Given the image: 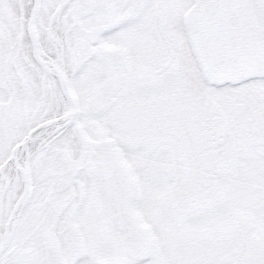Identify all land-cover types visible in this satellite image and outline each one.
<instances>
[{"label": "snow or ice", "instance_id": "snow-or-ice-1", "mask_svg": "<svg viewBox=\"0 0 264 264\" xmlns=\"http://www.w3.org/2000/svg\"><path fill=\"white\" fill-rule=\"evenodd\" d=\"M0 264H264V0H0Z\"/></svg>", "mask_w": 264, "mask_h": 264}]
</instances>
